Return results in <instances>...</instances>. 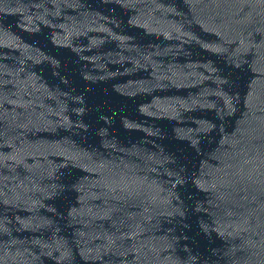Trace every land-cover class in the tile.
I'll return each mask as SVG.
<instances>
[{"label": "water", "instance_id": "95a60500", "mask_svg": "<svg viewBox=\"0 0 264 264\" xmlns=\"http://www.w3.org/2000/svg\"><path fill=\"white\" fill-rule=\"evenodd\" d=\"M0 264H264V0H0Z\"/></svg>", "mask_w": 264, "mask_h": 264}]
</instances>
